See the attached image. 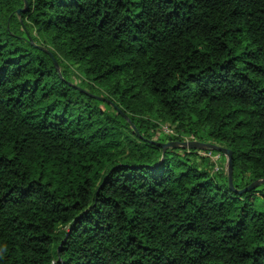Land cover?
I'll return each instance as SVG.
<instances>
[{
    "label": "trees",
    "instance_id": "obj_1",
    "mask_svg": "<svg viewBox=\"0 0 264 264\" xmlns=\"http://www.w3.org/2000/svg\"><path fill=\"white\" fill-rule=\"evenodd\" d=\"M185 141L264 180V0H0V264H264Z\"/></svg>",
    "mask_w": 264,
    "mask_h": 264
},
{
    "label": "water",
    "instance_id": "obj_2",
    "mask_svg": "<svg viewBox=\"0 0 264 264\" xmlns=\"http://www.w3.org/2000/svg\"><path fill=\"white\" fill-rule=\"evenodd\" d=\"M23 10V9H21ZM19 12V11H18ZM57 70L58 67L56 65V62H54ZM100 99V98H99ZM162 147L163 150H166L167 148H186V149H196V150H212L217 153H220L226 157V166H227V179H228V186L231 190H234L237 192V194H243L246 193L252 189H255L259 187L262 183H264V180H259L256 182L251 183L250 185L246 186L245 188L241 190H235L232 184V162H231V151L227 150L222 147H216L209 143H200L196 141H185L182 143H167V144H157Z\"/></svg>",
    "mask_w": 264,
    "mask_h": 264
},
{
    "label": "rangeland",
    "instance_id": "obj_3",
    "mask_svg": "<svg viewBox=\"0 0 264 264\" xmlns=\"http://www.w3.org/2000/svg\"><path fill=\"white\" fill-rule=\"evenodd\" d=\"M220 153L216 154H209V158L214 165L213 171L219 172L221 169L226 173L227 172V166H226V157Z\"/></svg>",
    "mask_w": 264,
    "mask_h": 264
},
{
    "label": "built area",
    "instance_id": "obj_4",
    "mask_svg": "<svg viewBox=\"0 0 264 264\" xmlns=\"http://www.w3.org/2000/svg\"><path fill=\"white\" fill-rule=\"evenodd\" d=\"M207 156H209V154H207Z\"/></svg>",
    "mask_w": 264,
    "mask_h": 264
}]
</instances>
